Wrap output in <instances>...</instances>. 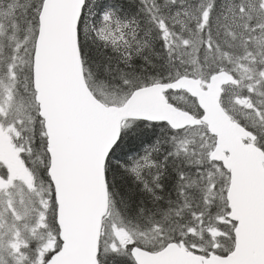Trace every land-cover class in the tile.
I'll use <instances>...</instances> for the list:
<instances>
[{"label": "snow or ice", "instance_id": "6c2138e0", "mask_svg": "<svg viewBox=\"0 0 264 264\" xmlns=\"http://www.w3.org/2000/svg\"><path fill=\"white\" fill-rule=\"evenodd\" d=\"M0 264H264V0H0Z\"/></svg>", "mask_w": 264, "mask_h": 264}]
</instances>
